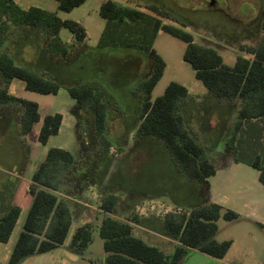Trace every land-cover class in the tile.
<instances>
[{
	"label": "trees",
	"instance_id": "16d2710c",
	"mask_svg": "<svg viewBox=\"0 0 264 264\" xmlns=\"http://www.w3.org/2000/svg\"><path fill=\"white\" fill-rule=\"evenodd\" d=\"M85 1L57 0L58 9L71 11ZM148 9L153 13L115 0L103 1L99 12L107 23L97 47L102 50L134 49L152 59V71L134 86V94L142 97L141 122L136 135L160 140L183 176L198 187L202 186V201L189 209L169 211L160 218L157 229L177 242L173 251L167 253L162 247L137 235L131 219L123 220L113 215L118 196L114 193L104 195L99 202L100 209L106 213L99 228L106 253L104 264H182L194 249L224 258L231 249L232 240L216 239L220 228L218 220L224 217L226 221L233 222L240 215L210 201L209 177L216 173L217 166L187 123L183 104L191 98L189 89L172 81L161 96L152 100L153 90L167 66L154 49V43L160 30L183 40L186 43L183 59L192 66L210 95L221 102L236 103L237 114L226 145L231 149L234 161L245 162L258 169L264 183V20L261 23L262 38L255 45L240 44V50L247 55H238L235 64L228 66L216 48L197 43L194 34L184 28L164 23L162 18L167 15L157 6ZM64 27L75 34L76 42L87 37L86 27L76 20L62 19L57 12L41 7L26 9L15 0H0V80L3 81L0 85V108L21 107V133L27 135L41 119L39 104L10 94L8 87L11 81L21 79L27 90L41 94H56L65 86L78 102L79 112L92 114L99 147L105 157L114 145L108 126L111 109L117 106L110 90L92 79L62 84L16 63L5 50L9 37L16 39L18 31L34 28L48 36L46 49L51 55L67 58L73 51V43L62 40L60 31ZM62 121L61 113H48L43 119L39 141L46 144L51 136L58 134ZM76 161L71 151L51 147L45 160L38 165L30 184L33 202L8 264H21L25 258L52 251L65 242L74 220L70 197L77 189L73 179ZM20 213V206L11 203L0 214V242L9 241ZM133 219L141 221L136 215ZM93 229L91 222L76 228L71 241L74 251L84 252L93 241Z\"/></svg>",
	"mask_w": 264,
	"mask_h": 264
},
{
	"label": "rangeland",
	"instance_id": "374dc122",
	"mask_svg": "<svg viewBox=\"0 0 264 264\" xmlns=\"http://www.w3.org/2000/svg\"><path fill=\"white\" fill-rule=\"evenodd\" d=\"M103 1L105 0H87L71 11H63L58 9L56 0H21L24 8L40 5L56 11L62 19H73L82 23L86 27L87 37L82 42H76L75 34L68 28H62L60 31L62 40L73 43L71 55L65 58L50 54L46 49L49 38L41 30L27 28L25 31H18L16 39L13 36L9 37L5 44V50L16 63L44 75L47 74L48 77L62 84L84 82L89 79L98 80L113 94L118 107L111 109L108 126V134L114 145L104 157L95 133L92 114L88 112L78 114V102L69 94L65 86H62L56 94H41L27 90L23 80L13 79L9 87L10 92L37 101L42 118L35 123L33 132L28 135H18L19 129L16 128V121L13 120L17 114L13 115V118L11 116L0 119V147L3 149L0 151V160L17 166L23 154H26V151L21 150V140L30 142L22 177L14 179L0 177V191H16L18 203L23 211L10 240L7 243L0 242L1 264L8 263L10 253L23 230V223L32 200V194L26 191V186L51 147L69 150L77 160L73 176L77 189L71 196L75 222L62 245L37 257L40 264H91L81 254L74 252L70 246L72 235L81 222H91L95 226L93 241L85 249L86 256L102 261L106 253L104 240L98 228L104 213L99 211L101 210L99 202L108 193H114L119 199L113 215L123 220L131 219L136 225V234L142 235L145 240L146 237L150 238V235L142 229L144 224L152 228L156 227L160 218L167 212L174 209H189L202 201V186L198 187L183 176L161 141L150 136L136 135L141 120L133 119L139 107L134 86L147 73L149 75L153 61L146 54L134 49L102 50L97 47L107 23L99 12ZM115 1L153 13L147 5L140 2ZM230 1L231 11L235 15L242 16L239 12L242 0ZM248 1L256 5L255 0ZM162 20L166 24L191 32L197 43L216 48L228 66L235 64L238 55H247L240 50V44L255 45L263 35L260 26L259 31H254L255 34L251 38L245 36L236 41L217 44L207 41L194 28L186 27L168 17H163ZM154 49L163 57L167 66L153 90L152 100L161 96L172 81L185 85L193 96L183 104L188 125L193 131L205 135L207 141L202 138L203 136L201 137L203 140L200 139L213 161H217L218 165L227 162L232 158L231 149L224 140L215 142L224 128L227 105L216 104V100L209 96L206 86L196 77L195 70L185 62L183 57L186 43L183 40L160 30ZM197 99L200 101L196 102ZM50 112L64 114L65 121L59 133L51 136L49 141L43 144L38 140V131L43 117ZM233 122L230 123L228 136L223 135L226 140L232 133ZM211 145L216 146L211 147ZM243 168L253 171L251 168ZM235 191L237 194L240 192L239 189ZM135 215L139 216L141 221H134ZM255 218L263 219L261 222L264 223V208L259 209ZM218 224L220 228L216 238L233 241V246L225 258L218 259L201 251H193L182 264H264V225L245 219L230 223L224 217L218 220ZM172 248L173 245L170 250Z\"/></svg>",
	"mask_w": 264,
	"mask_h": 264
},
{
	"label": "crops",
	"instance_id": "0c3cea01",
	"mask_svg": "<svg viewBox=\"0 0 264 264\" xmlns=\"http://www.w3.org/2000/svg\"><path fill=\"white\" fill-rule=\"evenodd\" d=\"M15 2L22 7L21 0H15ZM32 6L41 7L40 5H30V6L26 7V9L29 7H32ZM41 8L46 9L44 7H41ZM47 10H49V9H47ZM49 11H51V10H49ZM54 12H56V11H54ZM66 43L72 44L70 42H66ZM46 75L47 74H45V76ZM12 81H11V83H12ZM0 85H3L2 80H0ZM9 87H10V85H9ZM9 87H8V91L10 94H12L9 90ZM209 96L211 98H214V100H216L215 101L216 104L225 105V106L227 105L226 106L227 110H226L225 117H224L225 120L223 122L224 123L223 131L221 132L220 137L217 138L218 140L217 139L215 140V142L217 141L216 143H218L220 140H224L227 143L231 134L229 135L227 140L223 137V135L228 136V134H229L228 131H230V123L233 121L235 122V118H236V114H237L236 103L235 104L229 103V102L227 103L226 101L221 102L220 99H218L216 96H212V95H209ZM192 97L193 96L191 95V98ZM197 101H200V100L197 99L196 102ZM39 110H40V105H39ZM79 111L80 110L78 108V114L80 115ZM15 114H17V115H15ZM21 114H22V109L19 106H3L0 108V119L1 120L3 119L1 117H5V118L7 117L8 118V117L12 116V118H13V115L16 116V118L14 116L13 120L16 121V128L18 127V129H19L18 135L22 134L21 133V120H20ZM40 115H41V112H40ZM62 115H63V121H62V124H63L65 121V115L64 114H62ZM44 117H43V119H44ZM41 118H42V115H41ZM186 119L188 121L187 117H186ZM234 122H233V124H234ZM42 123H43V120H42ZM42 123H41V126H42ZM34 126H35V124H34ZM41 126H40V129H41ZM33 129H34V127H33ZM33 129L29 134H31L33 132ZM40 129L38 131V136H39ZM193 133L199 139L203 136L201 133H199L197 131H193ZM202 138L203 139L205 138V140L207 141V138L205 137V135ZM203 144H204V142H203ZM215 146L211 145V147H215ZM29 147H30L29 141L21 140V150L26 151V154L25 155L23 154V157L17 166L16 165L14 166L12 163H9L7 161L0 160V177H11L13 179L22 177V174L26 168V161H27L26 156H27V153L29 151ZM49 149H48V151H49ZM2 150L3 149L0 147V151H2ZM48 151L46 152L45 158L47 156ZM45 158H44V160H45ZM44 160H42V161H44ZM76 163H77V161H76ZM215 163L217 166L216 173L209 177V181H210L209 197H210L211 201L216 202V203H220V204L224 205V208L231 209L240 215V218L238 220L230 222V223H235L237 221H240L241 219H245V220L254 221L256 223H259L261 226H263L264 223L261 222V221H263V219L257 220L255 218L256 215H258L259 209L264 208V183L260 180V171L256 168L252 167V166L247 165L245 162H235L233 157L229 158L227 162L224 161L223 164L218 165L217 161H215ZM243 167L251 168V170H253V171H247V169L243 168ZM244 172H246V173H244ZM31 183H32V179L29 181V184L26 186V191L29 193H30V184ZM237 189L240 190L239 194H237V192L235 191ZM32 202H33V196H32L31 203L29 205V209L32 205ZM11 203L19 205L21 208V213L23 212L21 205L18 203L16 191L15 192L12 190H6L5 192L0 191V214H2L6 210L7 206ZM78 203H80V202H78ZM99 211L101 213H104L103 214V217H104V215L106 213L102 210H99ZM21 213H20V216H21ZM20 216H19V218H20ZM19 218H18V221H19ZM145 220H147V219H145ZM18 221H17V223H18ZM73 222H75V220H73ZM85 223H87V222H81L79 224L83 225ZM132 224L134 227H136V225L133 222H132ZM23 225H24V223H23ZM72 225H73V223H72ZM78 226H80V225H78ZM157 227H158V225L156 227L152 228L151 226L149 227L148 225L144 224L142 226V229L144 231L148 232L150 235V238L146 237L148 242L162 247L167 253H171L173 251V248H172V250H170L171 245H173V247L175 248V245L177 242L175 240L171 239L170 237L162 234L157 229ZM15 228H16V226H15ZM99 228H100V226H99ZM94 229H95V226H94ZM94 229H93V231H94ZM140 236H142V235H140ZM71 241H72V239H71ZM219 241H222V240H219ZM162 244H163V246H162ZM70 246H71V243H70ZM232 246H233V241H232ZM232 246H231V248H232ZM193 251H199V250L194 249L191 252H193ZM74 252H76V251H74ZM76 253H78V252H76ZM78 254H80V253H78ZM39 255L40 254H34L32 256H29V257L25 258L21 262V264H40V261L37 258V257H39ZM81 256L84 257L85 259H87L88 262L91 264H104L106 254H105V257L102 259V261H100L98 259H94V258L89 257V256H86L85 250L83 253H81ZM212 257H214V256H212ZM215 258H217V257H215ZM218 259H222V258H218Z\"/></svg>",
	"mask_w": 264,
	"mask_h": 264
},
{
	"label": "flooded vegetation",
	"instance_id": "af4514ba",
	"mask_svg": "<svg viewBox=\"0 0 264 264\" xmlns=\"http://www.w3.org/2000/svg\"><path fill=\"white\" fill-rule=\"evenodd\" d=\"M128 1L140 2L148 7L157 6L165 12L168 18L186 27L194 28L207 41L217 44L236 41L245 36L251 38L255 34L254 31H259L264 17V0H255L256 5L251 4L248 0H242L239 12L243 17L240 14L235 15L231 11L230 0ZM147 75L148 73L145 77ZM136 98L139 107L133 119L139 118L140 120L142 97L136 95Z\"/></svg>",
	"mask_w": 264,
	"mask_h": 264
}]
</instances>
